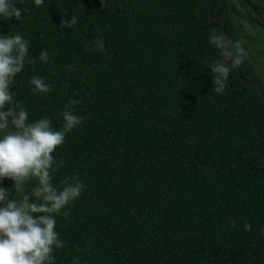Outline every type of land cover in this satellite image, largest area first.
Here are the masks:
<instances>
[{"label": "trees", "instance_id": "obj_1", "mask_svg": "<svg viewBox=\"0 0 264 264\" xmlns=\"http://www.w3.org/2000/svg\"><path fill=\"white\" fill-rule=\"evenodd\" d=\"M18 4L21 20H0V33L50 60L25 64L14 100L55 128L69 98L83 117L53 153V182L85 185L57 216L55 264H264V0ZM71 15L72 28L60 25ZM213 28L244 52L219 95ZM32 75L51 90L33 94Z\"/></svg>", "mask_w": 264, "mask_h": 264}, {"label": "clouds", "instance_id": "obj_2", "mask_svg": "<svg viewBox=\"0 0 264 264\" xmlns=\"http://www.w3.org/2000/svg\"><path fill=\"white\" fill-rule=\"evenodd\" d=\"M43 3L32 0L34 7ZM25 11L18 0H0V20L20 21ZM76 23L77 17L71 15L60 25L72 28ZM9 31L0 33V181H11L10 187L0 183V264H55L54 252L64 247L56 229L57 216L67 219L68 206L85 185L76 176L54 183L53 174L63 161L53 153L65 142L66 135L82 124L83 117L71 107L79 101L69 98L59 114L60 127H53L47 115L29 118L27 108L14 100L12 85L26 63H33L34 57L47 63L50 56L43 49L36 56L30 55L29 40ZM93 43L103 50L102 40ZM208 43L221 52L220 59L208 68L213 74L212 91L223 94L229 74L242 63L244 52L239 44L230 47L225 34L214 28L209 30ZM64 68L70 72L72 65ZM27 83L33 94L48 93L52 88L40 75L30 76ZM233 225L230 221L228 226ZM250 227L247 222L243 225L245 230ZM72 264H78V260L74 258Z\"/></svg>", "mask_w": 264, "mask_h": 264}, {"label": "rangeland", "instance_id": "obj_3", "mask_svg": "<svg viewBox=\"0 0 264 264\" xmlns=\"http://www.w3.org/2000/svg\"><path fill=\"white\" fill-rule=\"evenodd\" d=\"M240 23H241V25H243V27H246V25H247V22L244 19H242V21H240Z\"/></svg>", "mask_w": 264, "mask_h": 264}]
</instances>
